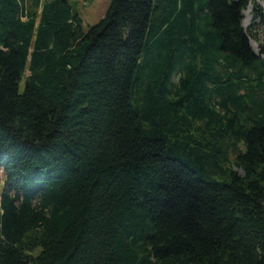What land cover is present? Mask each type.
Wrapping results in <instances>:
<instances>
[{
    "label": "trees",
    "instance_id": "obj_1",
    "mask_svg": "<svg viewBox=\"0 0 264 264\" xmlns=\"http://www.w3.org/2000/svg\"><path fill=\"white\" fill-rule=\"evenodd\" d=\"M260 1L0 0V264H264Z\"/></svg>",
    "mask_w": 264,
    "mask_h": 264
},
{
    "label": "rangeland",
    "instance_id": "obj_2",
    "mask_svg": "<svg viewBox=\"0 0 264 264\" xmlns=\"http://www.w3.org/2000/svg\"><path fill=\"white\" fill-rule=\"evenodd\" d=\"M69 3L73 10L82 16L84 20V27L86 29L99 23L105 17L110 6V0H69ZM258 6L263 13V23H261L260 19L255 18L253 12L255 11L256 6L251 4L244 12L243 26L249 33L251 31V45L259 54V43L254 39L253 35L259 36L260 40L264 39V0H261L258 3ZM24 20H26V18H24ZM27 75H29V73H27ZM20 89H24V81L21 82ZM5 182L6 175L3 168L0 167V197L4 191Z\"/></svg>",
    "mask_w": 264,
    "mask_h": 264
}]
</instances>
